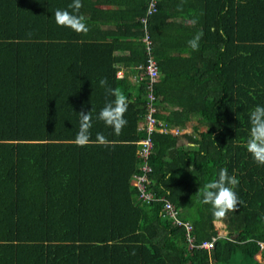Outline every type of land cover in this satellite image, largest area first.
I'll use <instances>...</instances> for the list:
<instances>
[{"label":"trees","instance_id":"trees-1","mask_svg":"<svg viewBox=\"0 0 264 264\" xmlns=\"http://www.w3.org/2000/svg\"><path fill=\"white\" fill-rule=\"evenodd\" d=\"M150 1L82 0L85 34L55 22L72 0H0V264H264V165L245 147L249 113L264 105V0H156L146 24ZM109 87L129 101L119 135L97 118ZM149 87L167 129L197 119L192 132L148 130ZM148 137L155 200L133 182ZM221 168L242 203L217 220L200 193Z\"/></svg>","mask_w":264,"mask_h":264},{"label":"clouds","instance_id":"clouds-1","mask_svg":"<svg viewBox=\"0 0 264 264\" xmlns=\"http://www.w3.org/2000/svg\"><path fill=\"white\" fill-rule=\"evenodd\" d=\"M183 3L184 0H181V3L177 5L178 10L182 9ZM82 7V0H72L67 8L55 10V22L59 26L70 28L76 33L86 34L89 31V26L86 17L80 13ZM202 36L203 32H198L187 42L188 46L192 50L198 51ZM118 74L122 76L123 72H118ZM99 84L101 87H105L107 85V78L100 79ZM107 90L114 99L103 106L97 118L103 121L106 126L111 127L115 134L119 135L127 125L125 113L127 112L129 101L120 89L109 87ZM79 117V129L75 136V143L83 147L90 143L93 117L90 110L87 112L80 111ZM249 121V136L245 142L246 150L251 154L256 163L264 165V105H257L251 110L249 113ZM161 122L160 127H157L161 132L171 131L178 133V128L172 127L171 129H167L165 126L166 122ZM96 142L102 145H108L110 143L102 133L96 134ZM189 171H192V169L190 168ZM238 183L239 181L235 175H229L227 168H221L218 171L217 178L204 185L200 193L202 197L201 202L211 205L215 219H225L229 212H234L237 206L241 205L242 202L235 190Z\"/></svg>","mask_w":264,"mask_h":264},{"label":"built area","instance_id":"built-area-1","mask_svg":"<svg viewBox=\"0 0 264 264\" xmlns=\"http://www.w3.org/2000/svg\"><path fill=\"white\" fill-rule=\"evenodd\" d=\"M155 3L156 0H151L148 6V12L147 15L143 17V21L147 24L148 19L150 14H152L153 12L156 11L155 8ZM146 40L148 41V49L149 51H151V45H152V41L150 40V35L146 36ZM151 44V45H150ZM146 73L150 75L152 82H155L158 80L159 76H160V68L158 65V61L155 57L151 56L148 60V63L146 64ZM150 90L148 92V112L146 115V127L148 128V130L150 132H152V130H154L155 128L158 127V125L162 124V122L159 120V118L156 116V114L160 111L159 107H158V97L157 95L154 93V89L152 87H149ZM140 143H143L144 147H143V152L142 155L145 158L144 164L141 166V170H142V174H135L134 175V179L133 182L136 186H138V188L140 189V197L143 199H147V200H155L156 197L153 193L148 192L147 191V184L150 183V179H149V172L152 170V167L148 164L147 162V157L150 153V150L152 148V140L150 137L143 139L140 141ZM165 209L167 210V212L172 216V218H174V220L178 223V224H185L186 228L188 230H191V226L188 222H183L181 221L178 217H177V211L175 209L174 204L171 201H167L165 203ZM219 235H225L220 233ZM216 237H214V239L210 242H205L203 244V246L208 247V248H212L214 246V243L216 241Z\"/></svg>","mask_w":264,"mask_h":264},{"label":"rangeland","instance_id":"rangeland-1","mask_svg":"<svg viewBox=\"0 0 264 264\" xmlns=\"http://www.w3.org/2000/svg\"><path fill=\"white\" fill-rule=\"evenodd\" d=\"M192 122L193 123H197L198 122V120L197 119H193L192 120ZM193 126H192V123H190L188 126H184V127H178V133H183V132H192L193 131V128H192ZM201 130H203V129H205L206 127L204 126V125H201L200 127H199ZM216 225H217V227H218V229H219V231H220V233H222V234H227V230H226V225L224 224V223H222V222H216ZM260 258V257H259Z\"/></svg>","mask_w":264,"mask_h":264},{"label":"crops","instance_id":"crops-1","mask_svg":"<svg viewBox=\"0 0 264 264\" xmlns=\"http://www.w3.org/2000/svg\"><path fill=\"white\" fill-rule=\"evenodd\" d=\"M129 51H127V53H128ZM167 106H169V110H168V113L170 112V110H172L173 108H172V105H170V104H167ZM193 123V122H192Z\"/></svg>","mask_w":264,"mask_h":264},{"label":"bare ground","instance_id":"bare-ground-1","mask_svg":"<svg viewBox=\"0 0 264 264\" xmlns=\"http://www.w3.org/2000/svg\"><path fill=\"white\" fill-rule=\"evenodd\" d=\"M124 72V71H123Z\"/></svg>","mask_w":264,"mask_h":264}]
</instances>
